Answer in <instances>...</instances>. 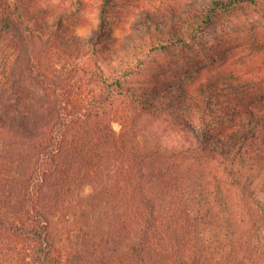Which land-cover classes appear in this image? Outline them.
<instances>
[{
  "label": "trees",
  "instance_id": "trees-1",
  "mask_svg": "<svg viewBox=\"0 0 264 264\" xmlns=\"http://www.w3.org/2000/svg\"><path fill=\"white\" fill-rule=\"evenodd\" d=\"M100 3L92 57L116 51L106 33L118 1ZM244 3L264 8V0H204L177 20L173 7L152 5L163 16L145 7L138 25L150 50L211 47L205 32L215 17ZM30 9L0 0V264H248L234 242L264 224V59L215 66L199 91L156 78L127 84L145 64L140 38L137 59L114 67L108 59L106 72L60 48L61 16ZM153 122L183 141H157ZM106 208L107 224L95 226ZM72 209L85 227L65 229Z\"/></svg>",
  "mask_w": 264,
  "mask_h": 264
},
{
  "label": "rangeland",
  "instance_id": "rangeland-1",
  "mask_svg": "<svg viewBox=\"0 0 264 264\" xmlns=\"http://www.w3.org/2000/svg\"><path fill=\"white\" fill-rule=\"evenodd\" d=\"M26 1L30 5L31 12H35L38 17L52 21L55 17L61 16L64 20L65 24L62 30L58 32L60 36L58 39L59 46L65 42L60 46L61 49L79 53L81 57L76 62H79L80 65L91 59L93 66H101L107 72L108 59L114 62L111 65L112 67L121 61L132 62L137 59L134 57L135 50L131 48V45L135 44L133 37L140 38V42L146 44L149 42L148 37L145 35L146 30L138 25L144 20V17L141 16V9L151 8L155 13L156 11L153 10L152 5L161 6L162 12H166L167 8L173 7L178 20V16H181L182 12L194 7L193 4L198 7V4H202L204 0H117L118 5L110 8V24L112 27L106 33L109 36L107 42L109 41L116 48V51L112 53L109 50L106 53L101 51L97 57H92L87 51L91 48L90 41L100 22V0H81V3L80 0ZM40 5L43 6L46 12L38 15L37 6ZM242 6H238L232 11L221 12L215 17L212 26L208 30L206 29L205 32L211 40L213 45L211 47L192 42L189 43V46L176 44L169 48L150 50V45H148L150 43L143 45V52L146 54L142 53L139 57L145 61V64L136 74L125 78L126 83L138 84L146 82L147 79L154 80L153 78H156L160 83L159 86L173 82L177 86L180 84L188 85L192 86L194 91H199V84L205 81L207 71L215 66L218 68L220 66L222 68L225 66L239 68L246 64H259L264 59V8L263 6L260 8L245 3ZM64 8H67V10ZM161 14V12H158L154 18L163 16ZM158 33L155 32V34ZM80 44L82 47H80ZM85 53L86 56H84ZM209 56L212 61H214L212 56H217L218 59H215L217 62L212 64ZM97 58L99 63H96ZM202 68L206 69L201 71ZM113 125L116 130L121 129L119 120H115ZM151 126L154 128L153 130L160 132V138L156 137L157 141H161L165 145L172 146L183 141L176 131L171 130L170 125L167 128L168 124L165 122H153ZM90 190L88 188L86 192ZM72 213L74 214L69 216V220H63L65 229L74 231L79 230L81 226L85 227L86 221L81 216V211L72 209ZM251 214L253 217L257 216L258 210L255 211V214L252 212ZM101 216L103 220L96 221L95 226L103 221L104 224H107V208ZM250 225H253V222L248 224L249 227L245 225L244 228L249 230ZM234 226L235 233L231 236L233 241L241 234V229L238 230V226ZM251 234L252 238L249 242L246 240L240 243L234 242L236 254L242 256V258L244 256L249 257L247 259L249 260L248 264H264V224L259 229H254V226H252L249 237ZM215 237L214 231H212V234L208 232L207 239L204 238V241L209 244L215 240ZM206 256L208 262L215 261L210 254Z\"/></svg>",
  "mask_w": 264,
  "mask_h": 264
}]
</instances>
